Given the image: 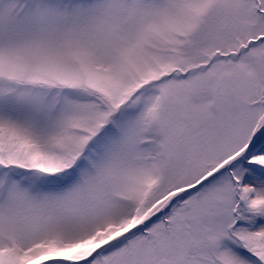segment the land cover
<instances>
[{"label":"snow or ice","instance_id":"1","mask_svg":"<svg viewBox=\"0 0 264 264\" xmlns=\"http://www.w3.org/2000/svg\"><path fill=\"white\" fill-rule=\"evenodd\" d=\"M0 264H264V0H0Z\"/></svg>","mask_w":264,"mask_h":264}]
</instances>
